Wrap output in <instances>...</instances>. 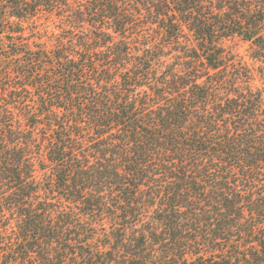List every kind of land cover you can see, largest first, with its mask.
Instances as JSON below:
<instances>
[{
    "label": "trees",
    "instance_id": "1",
    "mask_svg": "<svg viewBox=\"0 0 264 264\" xmlns=\"http://www.w3.org/2000/svg\"><path fill=\"white\" fill-rule=\"evenodd\" d=\"M0 264H264V0H0Z\"/></svg>",
    "mask_w": 264,
    "mask_h": 264
},
{
    "label": "rangeland",
    "instance_id": "2",
    "mask_svg": "<svg viewBox=\"0 0 264 264\" xmlns=\"http://www.w3.org/2000/svg\"><path fill=\"white\" fill-rule=\"evenodd\" d=\"M242 51H243V49H242Z\"/></svg>",
    "mask_w": 264,
    "mask_h": 264
}]
</instances>
